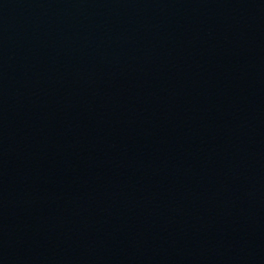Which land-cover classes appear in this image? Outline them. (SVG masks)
<instances>
[{
  "label": "water",
  "instance_id": "95a60500",
  "mask_svg": "<svg viewBox=\"0 0 264 264\" xmlns=\"http://www.w3.org/2000/svg\"><path fill=\"white\" fill-rule=\"evenodd\" d=\"M0 264H264V0H106L0 192Z\"/></svg>",
  "mask_w": 264,
  "mask_h": 264
}]
</instances>
